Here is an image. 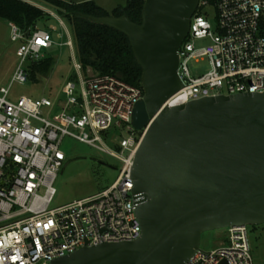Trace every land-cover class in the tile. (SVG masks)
<instances>
[{
    "label": "built area",
    "instance_id": "2783aa9c",
    "mask_svg": "<svg viewBox=\"0 0 264 264\" xmlns=\"http://www.w3.org/2000/svg\"><path fill=\"white\" fill-rule=\"evenodd\" d=\"M208 5L200 0L197 10L200 7L201 12L196 10L190 19L178 50L180 88L162 107L216 95L264 92V0H213L214 25L203 15ZM9 29L15 63L8 85L0 87V264H50L85 243L95 246L137 239L141 225L130 173L144 129L134 130L130 121L142 88L114 74L85 78L74 60L77 78L63 85L64 100L20 96L12 102L10 87L28 80L27 64L42 59L53 38L37 27L28 34L13 23ZM201 60L205 71L193 75L189 62ZM121 124L130 132L118 142L128 151L126 155L109 149L100 135ZM66 137L118 158L121 168L106 189L52 207L55 181L65 160L60 146ZM223 260L255 264L248 225L226 227L222 246L210 251L198 248L185 264Z\"/></svg>",
    "mask_w": 264,
    "mask_h": 264
},
{
    "label": "water",
    "instance_id": "95a60500",
    "mask_svg": "<svg viewBox=\"0 0 264 264\" xmlns=\"http://www.w3.org/2000/svg\"><path fill=\"white\" fill-rule=\"evenodd\" d=\"M199 1L143 0L140 24L93 19L124 33L141 67L130 121L144 129L130 173L141 235L50 264H185L203 232L264 223V92L161 108L180 88L178 50Z\"/></svg>",
    "mask_w": 264,
    "mask_h": 264
},
{
    "label": "rangeland",
    "instance_id": "374dc122",
    "mask_svg": "<svg viewBox=\"0 0 264 264\" xmlns=\"http://www.w3.org/2000/svg\"><path fill=\"white\" fill-rule=\"evenodd\" d=\"M35 7L40 8L46 17L37 22L36 27L47 30L53 38V45L44 50L53 59L51 70L39 76L37 81L27 80L23 84L14 83L10 87L8 100L16 101L20 96L30 99L42 97L64 100L61 89L66 81L75 74L73 69L76 58V48L69 26L58 14L55 7L43 0H22ZM82 2L86 0H71ZM100 7L108 12L118 6H123L129 0H94ZM212 25L216 23L215 9L208 5L203 14ZM9 24L0 19V87L8 85L10 76L14 70L15 56L14 44L10 41ZM71 43L70 46L67 44ZM193 75L205 71L204 60L191 61L188 64ZM83 77H94L99 74L90 67L81 68ZM58 108L54 107L53 113ZM106 146L117 152L126 155L128 151L118 146L121 138H126L130 132L126 130L125 124L113 125L106 132L100 133ZM135 135H139V132ZM97 145L100 146L99 143ZM60 149L65 155L62 167L55 181L56 194L52 207H58L76 200L84 199L97 194L110 186L119 174L121 161L105 153L96 147L79 142L73 138H64ZM264 224L248 225V240L252 249L255 264H264ZM226 240V228L206 231L201 234L199 248L205 251L214 250L224 244Z\"/></svg>",
    "mask_w": 264,
    "mask_h": 264
},
{
    "label": "trees",
    "instance_id": "16d2710c",
    "mask_svg": "<svg viewBox=\"0 0 264 264\" xmlns=\"http://www.w3.org/2000/svg\"><path fill=\"white\" fill-rule=\"evenodd\" d=\"M56 8L58 14L70 28L76 48V58L84 70L90 67L99 75L114 74L125 82L141 87V67L137 62L127 36L104 24L94 22V18L125 16L133 23H141L143 0H129L123 6L108 12L94 0L72 2L71 0H43ZM211 5L213 0H207ZM201 12L200 7L197 10ZM46 14L22 0H0V19L17 25L28 34L36 28L37 22ZM53 64L50 55L27 64V79L37 81L48 73ZM76 74L70 80H76ZM54 100V99H52Z\"/></svg>",
    "mask_w": 264,
    "mask_h": 264
},
{
    "label": "bare ground",
    "instance_id": "6f19581e",
    "mask_svg": "<svg viewBox=\"0 0 264 264\" xmlns=\"http://www.w3.org/2000/svg\"><path fill=\"white\" fill-rule=\"evenodd\" d=\"M161 108H163V107H161Z\"/></svg>",
    "mask_w": 264,
    "mask_h": 264
}]
</instances>
